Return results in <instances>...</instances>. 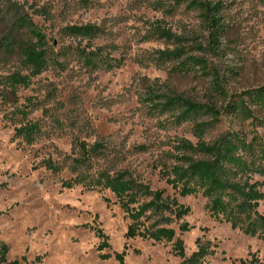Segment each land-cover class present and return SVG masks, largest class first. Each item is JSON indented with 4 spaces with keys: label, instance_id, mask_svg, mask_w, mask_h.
Listing matches in <instances>:
<instances>
[{
    "label": "rangeland",
    "instance_id": "obj_1",
    "mask_svg": "<svg viewBox=\"0 0 264 264\" xmlns=\"http://www.w3.org/2000/svg\"><path fill=\"white\" fill-rule=\"evenodd\" d=\"M209 1L224 7L226 33L217 54L208 47L199 12L187 3L177 6L175 0H0V245L9 248V262L120 264L115 255L126 252L125 264H185L176 256L173 242L128 239L130 220L109 190L63 188V181L73 174L66 168L53 174L43 162L51 158L66 166L64 157L80 156L78 143H99L103 148L91 161L92 174L128 171L152 190L174 196L161 170L176 163L180 141L196 145L198 140L191 125L172 128L170 114L149 108L146 93L152 88L173 91L217 108L225 103L213 92L211 79L200 72L175 74L173 62L166 66L149 62L150 54L175 47L153 31L169 29L185 38L189 48L202 45L204 50L194 51L193 56L204 58L231 94L264 86V0ZM16 17L31 20L55 53L89 44L67 36L66 27L99 26L106 35L92 45L105 47V55L123 64L111 71H91L70 53L13 94L4 78L28 72L19 50L5 51L1 41L8 35L32 40L26 30L15 32ZM17 110L26 111L27 117L13 113ZM259 116L264 118V113ZM27 122L42 127L31 144L15 135V129ZM228 130L251 136L252 126L224 116L207 140ZM259 133L264 135V129ZM179 202L191 213L171 227L184 242L187 258L201 244H209L208 264H250L253 259L264 264V239L214 222L201 196ZM259 210L264 215V202ZM183 223L190 231L179 229ZM96 229L108 238L109 247L103 251ZM102 254L112 258L103 260Z\"/></svg>",
    "mask_w": 264,
    "mask_h": 264
},
{
    "label": "trees",
    "instance_id": "obj_2",
    "mask_svg": "<svg viewBox=\"0 0 264 264\" xmlns=\"http://www.w3.org/2000/svg\"><path fill=\"white\" fill-rule=\"evenodd\" d=\"M175 4L187 3L189 8L199 12L202 24L208 32V47L217 54L221 47V38L226 33L223 20V4L209 0H175ZM16 17L12 27L15 32L26 30L32 40L20 41L8 35L1 46L5 51L15 48L19 50L22 65L27 74L13 73L4 78L13 94L19 87H29L34 78L44 73L51 63L59 64L58 57H67L72 53L79 62L91 71H111L122 66V61L105 55V47H94L92 41L106 35L99 26H70L64 29L67 36L87 41L82 47L67 46L55 53L46 42V37L36 29L28 19ZM156 30V31H155ZM153 34L173 43V49H166L150 54L149 62L157 66H166L173 62L171 68L175 74H197L211 79L213 92L225 105L217 108L210 104H201L173 91L157 92L153 88L146 93L145 102L157 114H170L173 118L169 126L179 128L189 124L194 137L198 140L194 145L188 140L180 141L175 155L176 163L161 170L162 179L174 190V196L166 195L165 190L154 191L149 185L136 179L128 171L114 174L108 172L91 173V161L101 154L103 146L95 143L88 146L78 143L80 156L64 157L66 166H62L49 158L43 166L53 174H59L65 168L73 174V178L63 181V188L73 189L82 186L88 191L109 190L116 198L120 208L126 213L130 225L126 237L142 238L156 243L168 242L174 245L176 256L184 259L185 264H208L207 257L212 253L209 244H201L198 251L186 257L184 242L178 237L175 228L171 227L191 213V208L179 202V198L203 197L206 199V211L217 223L227 224L233 230L245 235L264 239V215L260 205L264 202V86L249 89L238 94L229 93L224 86L220 74L202 57L193 56L194 51L202 52L203 46L189 48L185 38L178 37L171 30L156 28ZM13 34H15L13 32ZM13 113L27 117L26 111ZM224 116H233L252 126L249 135L240 131L228 130L214 140L207 137L217 130ZM166 127V126H165ZM42 134L39 122H27L15 129L18 138L33 143ZM183 232L190 231V226L183 223L179 228ZM101 240L99 251L109 247L107 236L96 229ZM9 248L0 245V264H22L19 261H8ZM126 252L116 254L120 264H125ZM112 258L110 254H102L101 259ZM250 264H260L253 259Z\"/></svg>",
    "mask_w": 264,
    "mask_h": 264
}]
</instances>
